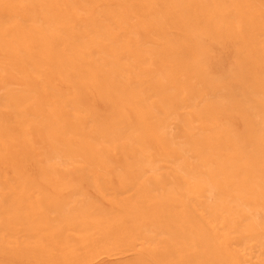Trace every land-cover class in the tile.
I'll return each instance as SVG.
<instances>
[{"label":"bare ground","instance_id":"1","mask_svg":"<svg viewBox=\"0 0 264 264\" xmlns=\"http://www.w3.org/2000/svg\"><path fill=\"white\" fill-rule=\"evenodd\" d=\"M0 264H264V0H0Z\"/></svg>","mask_w":264,"mask_h":264}]
</instances>
